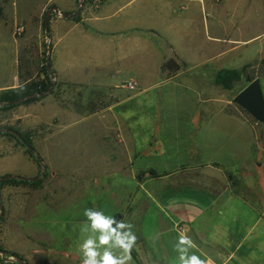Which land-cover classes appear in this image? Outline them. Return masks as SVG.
I'll return each mask as SVG.
<instances>
[{
  "label": "rangeland",
  "instance_id": "obj_1",
  "mask_svg": "<svg viewBox=\"0 0 264 264\" xmlns=\"http://www.w3.org/2000/svg\"><path fill=\"white\" fill-rule=\"evenodd\" d=\"M170 1L176 13L174 28L165 27L156 17L143 18L168 36L156 34V43L150 44H158V53L145 52L143 61L150 64L157 59L161 65L172 58L179 65L174 74L160 72L153 79L110 81L100 73L99 81L88 84L58 80L52 74L49 93L20 104L39 102L41 108L35 112L43 123L29 127L10 119L11 109L0 111V126L27 135L45 167L37 184L4 182L0 186V249L8 253L0 255V264H19L10 254L27 264H81L79 246L91 234L82 231L90 225L85 209L115 219L119 216L118 222L133 225L137 237L136 223L153 189L151 179L159 177L152 166L164 156L174 160L177 151L173 148L177 150L178 141L174 133L178 127L184 132L190 119L201 120L219 107L226 111L238 108L256 125L258 138L264 140V125L231 101L264 58L260 50L264 46V0H191L184 5ZM52 5L60 12H74L78 0H0V83L8 81L15 59L16 72L23 79L33 74L32 80L44 77L48 46L51 56V20L61 17L50 13L46 35L44 18ZM83 9L82 3L77 20ZM180 13L183 17L178 18ZM18 25L23 31L16 35L13 30ZM221 69L239 71L230 88L213 83L214 73ZM74 75L79 81L88 80L84 71ZM129 82L133 87L125 88L123 85ZM188 106L194 108V113H189ZM201 106L207 107V112L200 110ZM165 120L167 126L160 130V136L166 152L161 158H151L156 142V128L151 125L156 127ZM0 140L13 142L15 149L28 154L13 138L0 135ZM8 151L6 148L1 155ZM255 158L264 173V152ZM36 164L38 174L40 166ZM235 220L233 216L225 217L227 235H242L243 223ZM140 249L137 238L129 264H140ZM116 252L120 254V250Z\"/></svg>",
  "mask_w": 264,
  "mask_h": 264
},
{
  "label": "crops",
  "instance_id": "obj_2",
  "mask_svg": "<svg viewBox=\"0 0 264 264\" xmlns=\"http://www.w3.org/2000/svg\"><path fill=\"white\" fill-rule=\"evenodd\" d=\"M65 13L71 12L66 9ZM147 15L167 28L176 25L170 0H103L97 8L85 6L78 20H51L50 65L55 79L88 84L98 80L100 73L110 81L157 78L159 61L145 63L143 56L145 52L158 53V44H150L156 43V34L168 36L143 21ZM260 50L264 52V46ZM12 65L8 81L0 83V91L35 77L33 74L20 81L16 59ZM78 70L87 74V81L75 77ZM168 107L164 106L167 111ZM40 108L39 102L18 105L11 109L10 119L36 127L43 123L35 112ZM207 109L200 108L203 112ZM188 111L194 113V108L188 106ZM202 118L190 119L184 132L177 128L174 162L165 159L160 136L168 121L151 125L156 128L151 158L164 157L152 166L159 177L151 179L153 189L136 223L140 264H178L174 246L181 232L197 245L191 252L208 264H264V173L255 162L256 155L264 152V140L258 138L256 125L238 108L226 111L219 107ZM6 148L8 153L1 155ZM5 174L34 177L37 164L21 149H15L13 142L0 140V176ZM228 215L236 219L235 223H243L242 235L225 233ZM235 225L233 222L232 227Z\"/></svg>",
  "mask_w": 264,
  "mask_h": 264
},
{
  "label": "clouds",
  "instance_id": "obj_3",
  "mask_svg": "<svg viewBox=\"0 0 264 264\" xmlns=\"http://www.w3.org/2000/svg\"><path fill=\"white\" fill-rule=\"evenodd\" d=\"M84 215L90 222L82 228L83 232H90L80 244L82 253L81 264H129L132 260L131 252L136 244L137 237L132 231L133 225L105 216L103 212L94 209H85ZM117 227L113 228L112 225ZM98 233V235H96ZM197 245L190 236L181 232L174 250L178 252V264H208L192 249ZM116 250H120L117 254ZM2 255V254H0Z\"/></svg>",
  "mask_w": 264,
  "mask_h": 264
},
{
  "label": "water",
  "instance_id": "obj_4",
  "mask_svg": "<svg viewBox=\"0 0 264 264\" xmlns=\"http://www.w3.org/2000/svg\"><path fill=\"white\" fill-rule=\"evenodd\" d=\"M81 4H82V0H78V5L76 7V10L71 13L60 12V10H58L56 6L54 5L50 6L46 10L45 18H44L45 34L47 35V23H48V18L51 12L58 14L63 18H73L79 13ZM45 71L51 81V84L48 89H46L43 92L27 95L24 98H20L14 101L0 102V107L12 105V104H18L27 98L42 97L51 91L53 87V82H52L53 77H52V73L50 70V47L49 46L47 48V53L45 56ZM231 101L235 105H237L239 108H241L243 111H245L257 123L264 125V98L262 95L260 81L258 78H254L249 83H247V85H245L239 92L235 94V96L231 99ZM0 133L10 134L14 136L16 139H18L24 145L26 150L34 157V159L40 166L39 173L34 177L28 178V177H22V176H17V175L5 174L3 176H0V182L3 180H7V179H15V180L33 182V181H37L38 179H40L42 174L44 173L45 167H44V164L41 158L38 156V154L35 153L34 149L22 139V137L20 136L18 132H16L12 128L2 127L0 128ZM2 212H3V207L0 202V217L2 216ZM118 219H119V216L116 217L117 222H118ZM115 226L117 225L115 224ZM0 254H2V256L4 257L8 253L0 249ZM11 257H14L15 261L18 262L19 264H27L24 260H22L19 257H16V256H11ZM4 259L8 261L10 258H4Z\"/></svg>",
  "mask_w": 264,
  "mask_h": 264
},
{
  "label": "trees",
  "instance_id": "obj_5",
  "mask_svg": "<svg viewBox=\"0 0 264 264\" xmlns=\"http://www.w3.org/2000/svg\"><path fill=\"white\" fill-rule=\"evenodd\" d=\"M73 20H77V17H74ZM178 69H179V65L172 58L165 60L160 65V71L166 72L168 75L174 74L176 71H178ZM43 73H44V77L42 79H38V80L30 79V80L20 84L19 86L15 87V88L0 91V102L14 101V100H17L20 98H24L25 96L30 95V94L45 91L47 89L48 84H50V83H49L48 77L46 76L47 73H46L45 69H44ZM17 77H18V79H23V76L19 71L17 73ZM238 77H239V71H237V70L221 69V70H218L214 73L213 83L215 85L221 86L222 88H230L232 85V82L236 81L238 79ZM254 78H264V58H262L260 60L256 69L250 72V74L248 75L247 82L249 83ZM23 81H24V79H23ZM241 89H239L238 92ZM33 100H35V98H27V99L23 100L21 103L3 106V107H0V111H7V110L12 109L16 105L29 103ZM2 127H4V126H0V128H2ZM8 128H12V127H8ZM12 129L15 130L16 132H18L20 134V136L22 137V139L31 146V143L29 142L27 135L19 132L18 130L14 129V128H12ZM0 135H5V136L13 138L17 143L21 144L24 147V145L18 139H16L14 136H12L10 134H6V133H0ZM26 152L30 156H32L27 150H26ZM4 182H11L14 184H32V185L38 183V181L28 182V181H22V180L8 179V180L1 181L0 186ZM112 227L116 228L114 226V224L112 225ZM10 256H13V255L10 254Z\"/></svg>",
  "mask_w": 264,
  "mask_h": 264
},
{
  "label": "built area",
  "instance_id": "obj_6",
  "mask_svg": "<svg viewBox=\"0 0 264 264\" xmlns=\"http://www.w3.org/2000/svg\"><path fill=\"white\" fill-rule=\"evenodd\" d=\"M178 1L181 5L186 4L188 1L191 0H176ZM103 2V0H82V3L85 6H88L90 8H97L101 3ZM23 31L22 26L18 25L14 27L13 33L16 35L21 34V32ZM125 88H132L133 85L129 82L123 85Z\"/></svg>",
  "mask_w": 264,
  "mask_h": 264
}]
</instances>
